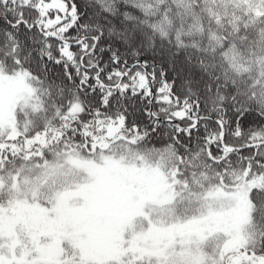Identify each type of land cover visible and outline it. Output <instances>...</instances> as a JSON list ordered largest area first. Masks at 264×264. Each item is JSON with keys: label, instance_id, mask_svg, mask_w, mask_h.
Wrapping results in <instances>:
<instances>
[{"label": "snow or ice", "instance_id": "obj_1", "mask_svg": "<svg viewBox=\"0 0 264 264\" xmlns=\"http://www.w3.org/2000/svg\"><path fill=\"white\" fill-rule=\"evenodd\" d=\"M0 264H264V0H0Z\"/></svg>", "mask_w": 264, "mask_h": 264}]
</instances>
